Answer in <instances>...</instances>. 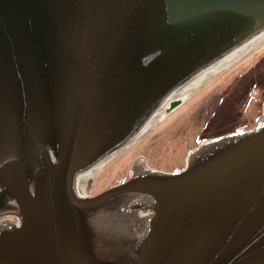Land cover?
I'll return each mask as SVG.
<instances>
[{
    "label": "water",
    "instance_id": "1",
    "mask_svg": "<svg viewBox=\"0 0 264 264\" xmlns=\"http://www.w3.org/2000/svg\"><path fill=\"white\" fill-rule=\"evenodd\" d=\"M263 28L264 0H0V264H264V119L204 139L182 170L75 185ZM136 195L152 211L127 257L136 239L86 213Z\"/></svg>",
    "mask_w": 264,
    "mask_h": 264
},
{
    "label": "rangeland",
    "instance_id": "2",
    "mask_svg": "<svg viewBox=\"0 0 264 264\" xmlns=\"http://www.w3.org/2000/svg\"><path fill=\"white\" fill-rule=\"evenodd\" d=\"M220 71L208 82L187 85L184 100L164 119L108 158L93 174L88 193L99 192L145 167L165 172L182 170L190 150L204 139L258 127L264 119V42ZM131 210L150 214L152 207L134 206ZM136 228L129 230L133 236L128 234L136 239L135 245L145 227ZM112 234L115 240L121 239V235ZM109 249H115L113 244Z\"/></svg>",
    "mask_w": 264,
    "mask_h": 264
},
{
    "label": "bare ground",
    "instance_id": "3",
    "mask_svg": "<svg viewBox=\"0 0 264 264\" xmlns=\"http://www.w3.org/2000/svg\"><path fill=\"white\" fill-rule=\"evenodd\" d=\"M262 42H264V28L258 31L256 34L233 47L226 54L222 55L218 59L214 60L210 65L204 67L200 71L196 72L192 77H190L184 84H181L174 90H172L158 105L156 110L154 111L151 118L142 126L141 129H144L148 126H151L153 123L162 120L169 113L167 111L170 106V101L174 99H179L180 103L184 100L186 95L188 94L186 90L187 85L197 86L201 82L209 79L212 74H216L221 72L223 68H226L228 65L234 63L240 57H244L250 54L254 49L257 48ZM208 82V80H207ZM173 110V109H172ZM136 137V136H135ZM134 137H132L129 141H132ZM136 140V139H135ZM134 140V141H135ZM129 141L126 143L114 148L107 155L99 159L97 162L93 163L91 166L86 169L80 171L76 175L75 185L76 191L79 194L85 195L89 191L90 182L93 174L104 164V162L110 158L113 154L117 153L119 150H122L124 147L129 145ZM133 141V142H134ZM128 143V144H127ZM152 199L146 195H136L130 197H122L117 200H112L108 204L105 205L101 211H91L86 215L90 219L93 224H100V228L102 226L109 227L112 229L115 235L126 236L129 238L128 234L133 236L134 234L129 231L137 229H141L142 226L145 227V224L148 221V214L143 215L138 214V212L131 210L135 204L136 206H151ZM125 207L131 208L126 210ZM125 209V210H124ZM136 212V213H135ZM107 219V221H106ZM109 219V221H108ZM112 222V224H111ZM133 239H129L127 242V248H125V256L128 257L131 253L135 251V244Z\"/></svg>",
    "mask_w": 264,
    "mask_h": 264
},
{
    "label": "flooded vegetation",
    "instance_id": "4",
    "mask_svg": "<svg viewBox=\"0 0 264 264\" xmlns=\"http://www.w3.org/2000/svg\"><path fill=\"white\" fill-rule=\"evenodd\" d=\"M144 169H145V168H144ZM144 169L140 170V172H141V171H144ZM136 172H138V171H136Z\"/></svg>",
    "mask_w": 264,
    "mask_h": 264
},
{
    "label": "trees",
    "instance_id": "5",
    "mask_svg": "<svg viewBox=\"0 0 264 264\" xmlns=\"http://www.w3.org/2000/svg\"><path fill=\"white\" fill-rule=\"evenodd\" d=\"M219 135V134H218Z\"/></svg>",
    "mask_w": 264,
    "mask_h": 264
}]
</instances>
